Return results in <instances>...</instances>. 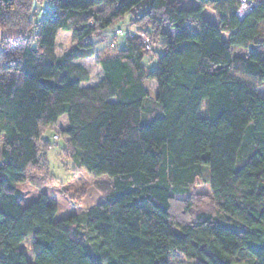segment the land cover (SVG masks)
I'll return each mask as SVG.
<instances>
[{
    "label": "trees",
    "instance_id": "1",
    "mask_svg": "<svg viewBox=\"0 0 264 264\" xmlns=\"http://www.w3.org/2000/svg\"><path fill=\"white\" fill-rule=\"evenodd\" d=\"M143 1L50 0L39 14L46 0H0V264H29L28 237L33 264H169L175 251L190 264H264V0L242 19L238 0ZM127 13L134 34L95 52L92 37ZM60 31L72 44L58 56ZM145 37L158 48L151 69ZM94 54L102 77L82 86L89 76L74 61ZM146 81L159 107L148 118ZM62 115L70 158L109 176L84 213L89 240L75 215L55 219L47 194L19 203L17 183L49 181L44 132ZM202 165L205 207L175 197Z\"/></svg>",
    "mask_w": 264,
    "mask_h": 264
},
{
    "label": "rangeland",
    "instance_id": "2",
    "mask_svg": "<svg viewBox=\"0 0 264 264\" xmlns=\"http://www.w3.org/2000/svg\"><path fill=\"white\" fill-rule=\"evenodd\" d=\"M176 1H178L180 6L183 8L195 7L199 2L198 0ZM149 3L150 0H144L142 2V7L147 8ZM34 7L38 12L39 5L35 3ZM202 15L209 23H217L216 11L212 6H206L203 8ZM130 17V13L125 14L121 19L115 21L113 24L105 28L99 35H94L91 39L93 48L97 49V52L107 49L110 53L121 49L124 46L125 33L136 31L135 26L129 23ZM117 29L121 30L123 34L114 37V33ZM59 33L60 34L57 37V53L60 51L59 46H67L71 39L69 33H64L63 31H60ZM112 44L114 46H112ZM152 49L158 48L157 46L155 47L153 45ZM157 52L159 54L161 53L160 50H157ZM90 61L91 62L88 66L89 80L87 82H83L82 85L94 84L99 79L100 72L97 68H94L97 66L95 58L92 57ZM143 61L148 69H151L155 66L156 58L153 57L152 53L149 54L146 51ZM145 85L148 90V96L144 101L142 114L144 112L145 117L148 118L152 114L158 112L159 107L154 102V81H146ZM198 114L202 115L203 110H200ZM66 123V117L65 115H62L59 117L57 123L54 126L49 127L44 132V137L50 140L52 143L50 149L46 150L44 153L46 173L49 179L48 183L40 186H33L28 182H19L16 184V188L22 193V199L19 201L21 206H26L34 201L40 193L47 194L57 207L55 219L59 220L67 216L75 215L78 219L79 228L83 237L89 240L93 234H95V231L86 227L84 213L89 207L103 200V194L98 189L99 186L95 184L100 182H108L109 176L105 173L98 175L90 173L85 168L77 165V163L70 158V156L67 154L66 140L59 133V126ZM53 134H58L59 136L56 141H54L52 138ZM207 170L208 167L202 165V175L199 181L190 187L188 193L176 195L175 197L179 199L185 197H194L193 200L201 201L204 207L207 206L210 202L209 197H211ZM32 171L36 172L40 176L43 175L42 169L30 170L31 173ZM193 200L191 202H193ZM179 201L176 202V206H179ZM95 238L94 240H96L97 243L98 238ZM22 247L25 250L28 263L33 264L34 261L30 251L29 237L23 242ZM245 251L246 249H241L239 254L244 253ZM168 262L169 264H190L192 260L187 258L182 252L175 251L168 255Z\"/></svg>",
    "mask_w": 264,
    "mask_h": 264
},
{
    "label": "built area",
    "instance_id": "3",
    "mask_svg": "<svg viewBox=\"0 0 264 264\" xmlns=\"http://www.w3.org/2000/svg\"><path fill=\"white\" fill-rule=\"evenodd\" d=\"M47 3L44 4L40 10H39V14H44L46 12V8L47 6L50 5V0H46ZM239 2V6L235 12L236 16L239 19H242L249 11H251L257 4V0H238ZM123 34L121 30L117 29L114 33V37H116L117 35ZM134 34V32H127L125 33V35L127 36H132ZM145 50L151 54L152 51V43L150 42V39L148 37H145ZM58 134H53L52 138L54 141H56L58 139Z\"/></svg>",
    "mask_w": 264,
    "mask_h": 264
},
{
    "label": "crops",
    "instance_id": "4",
    "mask_svg": "<svg viewBox=\"0 0 264 264\" xmlns=\"http://www.w3.org/2000/svg\"><path fill=\"white\" fill-rule=\"evenodd\" d=\"M64 33H69V35H70V37H71V34H70V32L69 31H63ZM59 32H58V34H57V36H56V40H55V54L56 55H61L65 50H67L70 46H71V39H70V43L67 45V46H64V47H62L61 45L59 46V48H60V51H59V53H57L56 52V47H57V44H58V41H57V37L59 36ZM94 49V48H93ZM94 51L95 52H97V49H94ZM92 57H94L95 58V61H96V55L94 54L93 56H91V57H88V58H83V59H77V60H75L74 62L75 63H78L81 67H83L86 71H87V73H88V66H89V64H90V60H91V58ZM97 63V62H96ZM94 68H97L98 70H99V72H100V76H99V79L102 77V72H101V69H100V67H99V65L97 64V66L96 67H94ZM88 76H89V74H88ZM98 79V80H99ZM89 80V79H88ZM94 84H96V83H94ZM94 84H90V85H82V86H92V85H94ZM59 119V118H58ZM56 123H57V121H56ZM67 124V123H66ZM66 124H62V125H60L59 126V128H62V127H64V126H66ZM65 138V140H67V138L66 137H64Z\"/></svg>",
    "mask_w": 264,
    "mask_h": 264
}]
</instances>
